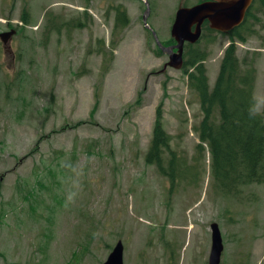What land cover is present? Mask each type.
<instances>
[{"label": "rangeland", "instance_id": "1", "mask_svg": "<svg viewBox=\"0 0 264 264\" xmlns=\"http://www.w3.org/2000/svg\"><path fill=\"white\" fill-rule=\"evenodd\" d=\"M149 2L148 22L167 41L179 5L201 0ZM119 5L131 21L124 30H115ZM85 9L82 28L46 40L47 12L66 24ZM144 12L138 0H0V34L30 20L13 53L0 41V264H103L118 241L125 264H208L213 223L222 264H264V186L222 192L207 147L197 152V92L184 70L161 74L168 58ZM256 16L237 50L257 69L260 113L264 7ZM229 42L206 31L196 46L211 85ZM160 103L171 148L188 164L177 183L146 163Z\"/></svg>", "mask_w": 264, "mask_h": 264}, {"label": "trees", "instance_id": "2", "mask_svg": "<svg viewBox=\"0 0 264 264\" xmlns=\"http://www.w3.org/2000/svg\"><path fill=\"white\" fill-rule=\"evenodd\" d=\"M261 7H264V0H256L244 22L227 34L231 44L224 52L213 86L204 65L206 53L198 47L186 46V73L190 87L198 94L203 112V120L197 131L202 143L209 147L213 172L224 181L223 187H231V190L234 183L264 185V105L263 111L258 113L255 97L257 70L253 64L242 63L237 50V43L247 42L251 33L255 32L253 26L258 20L256 12ZM115 14L116 29L129 26V16L122 6L115 8ZM78 25H82L80 20ZM173 42V39L168 41ZM158 52L162 54L159 49ZM162 115V108L159 107L146 160L163 173V156L170 151L171 140L163 129ZM202 150L204 147L201 144L198 151ZM172 166L174 174L179 171L180 165L175 155L169 162V168Z\"/></svg>", "mask_w": 264, "mask_h": 264}, {"label": "water", "instance_id": "3", "mask_svg": "<svg viewBox=\"0 0 264 264\" xmlns=\"http://www.w3.org/2000/svg\"><path fill=\"white\" fill-rule=\"evenodd\" d=\"M148 6L144 15L146 26L149 16V3L142 0ZM254 0H209L192 8L181 7L176 15V20L172 28V36L177 41V45L172 48H165L157 39L158 45L163 51L170 55V66L181 69L183 67V52L186 42L196 43L202 33V25L206 20L211 22L213 29L222 32H229L239 26ZM195 27V30L193 28ZM14 33L1 36L3 42L7 44ZM177 49L178 52H174ZM223 251L222 237L217 225H213V248L210 257V264H220ZM106 264H123V246L117 245Z\"/></svg>", "mask_w": 264, "mask_h": 264}]
</instances>
